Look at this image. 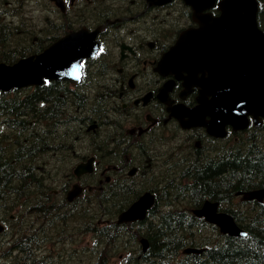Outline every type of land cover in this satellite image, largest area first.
<instances>
[{"label": "flooded vegetation", "instance_id": "af4514ba", "mask_svg": "<svg viewBox=\"0 0 264 264\" xmlns=\"http://www.w3.org/2000/svg\"><path fill=\"white\" fill-rule=\"evenodd\" d=\"M59 4L47 0L41 7L38 5L35 24L24 16L26 11L34 13L35 0H0V23L7 28L19 27L20 47L7 50H15L12 62L39 53L80 31L93 36L90 56L81 63V74L39 86L35 94L50 87L48 95L38 99L53 102L58 96L68 102L79 95L89 102L97 99L99 106L102 105L93 111L98 117L94 122L98 120L99 125L95 122L86 126L79 119L86 115L85 111L70 115L78 122L76 125H83L78 129L86 141L70 148L62 143L55 147L50 159L53 165L65 168H75L93 159L91 172L75 175L84 191L82 197L86 190L92 191L114 179L118 185L135 182L128 188V199L123 204L117 209L108 204L109 208L102 211L109 209L117 213L125 203L131 205L143 190L159 197V189L177 181L181 169L190 162L192 145L203 147L207 152L223 145L229 149L239 138L262 130L264 120L257 126L252 117L243 130L227 125L223 131H217L216 134H222L218 137L196 126L199 79L203 74H196V49L193 48L200 25L194 9L184 0H59ZM205 13L219 15L216 8ZM186 32L188 37H195L186 38L178 51L169 55ZM27 35L32 38L29 40ZM23 94L18 92L17 98L23 100ZM89 137L96 141L88 142ZM155 182L162 184L155 189ZM55 193L56 199H60L58 196L65 197L66 189ZM174 201L163 207H172ZM217 201L221 203L220 210L223 206L226 210L232 207L231 194L228 201ZM158 202L156 199L153 207ZM66 203L60 211L73 212L66 209ZM50 226L46 221L45 227L49 230ZM7 234L0 238V244L13 237L14 232L10 230ZM51 235L55 237L54 233ZM35 238L39 241V233ZM23 257L13 258V264L15 260L25 264Z\"/></svg>", "mask_w": 264, "mask_h": 264}, {"label": "trees", "instance_id": "16d2710c", "mask_svg": "<svg viewBox=\"0 0 264 264\" xmlns=\"http://www.w3.org/2000/svg\"><path fill=\"white\" fill-rule=\"evenodd\" d=\"M259 1L258 22L264 30V0ZM18 31L17 26L7 31L0 23V59L12 61L16 57L13 54L15 50H7H18L20 47ZM26 38L30 40L32 36L27 35ZM49 89L44 88L36 94L26 93L23 100L5 99L4 95L0 97V118L6 115L11 127L5 130L0 126V222L17 209H30L26 218L34 220V223L28 229V235L21 231L18 241L11 247L23 254L25 264L38 262L34 253L38 241H35L31 228L40 225L43 230L39 240L44 241L50 233L58 235L61 232L59 225L64 219L60 209L63 203L67 202L66 209H84L80 204L86 201L76 204L69 203L65 198L56 199L55 184L61 175L70 179V170L53 165L50 159L56 146L63 143L65 148H70L86 141L78 129L83 125H76L75 122H78L70 115L85 111L83 118L86 121L79 119L86 126L95 122L99 125L98 120L94 122L98 117L93 111L102 106H99L97 99L89 102L79 95L68 102L58 96L53 102L38 99L47 96ZM89 140L96 141L90 137ZM223 146L207 152L203 147L192 145L190 162L181 169L178 180L160 190L157 197L159 202L152 208L147 220L135 226L117 225L113 222L117 216L114 213L106 215L102 212L104 208H101L103 204H109L117 209L128 199L126 192L135 182L118 185L116 179L104 185V191H96V199L87 203L88 207L98 209L95 215H89L87 222L91 229L89 233L94 235L99 246L98 250L92 249L95 257L93 264H110L115 257L120 258L119 264H264V202H254L252 208L244 212L229 210L248 232L244 238L222 235L218 229L208 226L185 210L172 209L162 213L157 209L158 205H168L172 199H179L182 195L198 206L207 198L225 202L230 194L234 196L238 191L264 188V126L259 133L254 131L247 137L239 138L229 149ZM160 185L155 182V189ZM136 186L140 188V185ZM128 206L125 203L120 211ZM69 213L68 222L72 225L84 220L85 216L81 213ZM17 214L22 217L19 212ZM98 219L107 220L110 224L100 227ZM46 221L50 222L49 230L45 227ZM136 227L137 237L143 236L149 240L147 252H143L140 244H137L134 248L136 253L132 254L126 245H122L125 234L135 238ZM189 246L208 249L201 254L181 256Z\"/></svg>", "mask_w": 264, "mask_h": 264}, {"label": "water", "instance_id": "95a60500", "mask_svg": "<svg viewBox=\"0 0 264 264\" xmlns=\"http://www.w3.org/2000/svg\"><path fill=\"white\" fill-rule=\"evenodd\" d=\"M196 8V15L217 6L220 15H208L200 20L201 30H196V64L209 72L206 80L216 82L213 87L202 85V96H212L207 101L201 98V118L211 117V122H201L211 135L212 125L220 120L222 125L231 124L245 128L248 116L256 120L264 118V31L257 22V0H185ZM93 36L83 31L65 37L47 48L43 53L22 59L14 65L0 63V91L8 92L45 80L68 78L79 72L80 61L90 56ZM214 125V126H215ZM90 170L89 164L81 165L76 174ZM71 198V197H70ZM247 200L264 198V190L246 193ZM154 196L145 193L118 219L119 223L143 221L154 203ZM198 217L220 227L225 234L246 236L233 217L217 212V204L207 202L195 211ZM144 250L148 242L144 241ZM187 252H190L187 251ZM192 252H201L192 250Z\"/></svg>", "mask_w": 264, "mask_h": 264}, {"label": "rangeland", "instance_id": "374dc122", "mask_svg": "<svg viewBox=\"0 0 264 264\" xmlns=\"http://www.w3.org/2000/svg\"><path fill=\"white\" fill-rule=\"evenodd\" d=\"M44 3H45V1H42V4H44ZM38 10H39V8L36 5V9H35L34 13H32V10L26 11V12H24V16L30 20H33V23L37 24ZM41 15H44V12H41ZM263 23H264V20H263ZM4 29L8 31L11 28L4 27ZM160 209H161V207L159 208V210ZM84 216H85L84 220L81 221L80 224L72 225L70 222L60 223V225H59L60 229H62L64 226H67L68 229H70L72 227H74L75 229H78L79 226L83 225L84 223L86 224V222L89 221V218H87L86 215H84ZM17 217H16V220H14V222L16 221L17 227H19L22 230V232H21L22 234L28 235V233H29L28 229H30V227H32L31 225H32V222L34 223V220L29 221L26 217H23L20 219V221H18ZM12 225H15V224H12ZM39 226L36 225V226H34V229L31 228L34 231V234L39 233V231H38ZM9 228H12V226L10 225ZM50 235H51V233H50ZM45 245H46V248H45L46 252H43L42 255H46V257H47L46 259L48 261L47 262L48 264H80V258L75 259L74 256H81L83 254L87 255V252L83 253L82 250L87 248L88 246H90V247L94 246L95 241L92 239V237L90 235L86 236V235L76 234L75 237L71 240V242L70 241H68L67 243L56 242L53 245L45 243ZM5 247L6 246L3 247V250ZM47 247L49 249H47ZM135 247L136 246L133 245L132 250L134 252H136ZM2 252H4V251H2ZM3 255H7V253L5 252ZM50 255H52V257L49 258ZM9 257H10V255L8 254V258Z\"/></svg>", "mask_w": 264, "mask_h": 264}, {"label": "bare ground", "instance_id": "6f19581e", "mask_svg": "<svg viewBox=\"0 0 264 264\" xmlns=\"http://www.w3.org/2000/svg\"><path fill=\"white\" fill-rule=\"evenodd\" d=\"M205 85L206 86H210V87H213V86H215L216 85V82H210V81H208V82H205ZM210 97V95L209 96H202L201 97V94H200V98L199 99H201V98H206V99H211V98H209ZM215 125V122L213 123V125H212V127H213V132H216V133H218V132H221L222 131V129H220V128H217L216 127V125ZM218 131V132H217ZM184 168V167H183ZM173 182H171L170 184H172ZM169 184V185H170ZM160 190L161 189H159V192H160ZM58 197H61L60 195L58 196ZM156 199H157V197H156ZM156 199H155V201H156ZM130 201H132V200H130ZM155 201H154V203H153V205L155 204ZM136 202V200H133V202H132V204L131 205H133L134 203ZM153 205H152V207H151V209L153 208ZM110 206H112V205H110ZM163 206H166V205H164V204H161V206L160 205H158V207H157V209H159L160 207H161V209L159 210V212H164V213H166V212H168V211H164V207ZM106 207H108V204L107 205H104L103 204V208H106ZM113 207V206H112ZM170 210H172V209H170ZM159 212H157V213H159ZM109 214V213H108ZM97 223H98V225L100 226V227H104L105 225H108V224H110V223H108V222H106V221H103V220H100V219H98L97 220ZM138 226V225H137ZM136 229H137V227L135 228V238H134V236H131L130 234H125L124 235V242H122V245H126V247H128V251L129 252H131L132 254H135L136 252H134L133 250H132V248H133V245L134 246H136L137 244H141V243H143L144 241H147L148 239L146 238V237H143V236H141V237H137V231H136ZM125 256V255H124Z\"/></svg>", "mask_w": 264, "mask_h": 264}]
</instances>
